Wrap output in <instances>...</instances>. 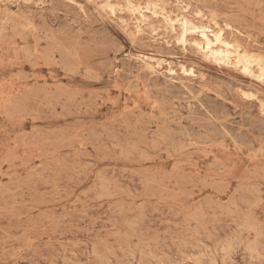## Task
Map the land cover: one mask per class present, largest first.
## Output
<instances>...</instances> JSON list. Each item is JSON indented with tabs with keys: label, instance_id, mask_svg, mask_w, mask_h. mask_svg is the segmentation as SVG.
Listing matches in <instances>:
<instances>
[{
	"label": "rangeland",
	"instance_id": "rangeland-1",
	"mask_svg": "<svg viewBox=\"0 0 264 264\" xmlns=\"http://www.w3.org/2000/svg\"><path fill=\"white\" fill-rule=\"evenodd\" d=\"M161 2L264 67V0ZM124 6L0 0V264H264V76Z\"/></svg>",
	"mask_w": 264,
	"mask_h": 264
},
{
	"label": "bare ground",
	"instance_id": "bare-ground-1",
	"mask_svg": "<svg viewBox=\"0 0 264 264\" xmlns=\"http://www.w3.org/2000/svg\"><path fill=\"white\" fill-rule=\"evenodd\" d=\"M90 1V0H89ZM115 1V0H114ZM111 2V1H110ZM123 2V1H122ZM120 2V3H122ZM180 2V0H179ZM112 3V2H111ZM117 3V2H116ZM116 3L114 4L116 6ZM142 3V2H140ZM99 4V3H98ZM119 4V3H118ZM124 4V2H123ZM146 6L145 8H143V5L141 6V4L138 3V1L136 2L135 0H125V6L126 7V10L128 12H130L131 14L136 15H140L141 18H142V21L145 22V21H148L147 17L146 16H149V15H145L143 13V9L146 10H149V9H152L150 12L152 14V11L153 12H156V11H160L159 13H161V18L163 20V22H165L166 24L169 25V27L171 26L173 29L174 27H179L180 28V31H178V39L177 41L179 40L181 43L184 44H189L190 46L194 47L195 50H198L200 51L205 57H207V59L211 60V61H214V62H218V63H221V64H224L226 66V64H231V65H234L236 66V68L239 67V69H241L242 73L246 74L245 76H249V77H252L254 79H261V77H263L264 75V67L260 64L261 62L263 61H260L258 57H256V55H251L249 53H247L245 50H240V48L238 47V45H234L233 41H231L230 39L228 40L227 38H225L223 36V34L221 33V30L219 31H210L211 33L208 34L209 32V29H208V25L207 26H204L203 24L199 23L197 19H191L189 17H187L186 15H181L180 17L179 16H175L174 17L171 15V13L166 9L165 5L161 2V0H147V2L145 3ZM106 7L110 6V3L107 1V2H104V4ZM102 5V6H103ZM48 6V5H47ZM53 6V5H52ZM114 6V7H115ZM118 6V5H117ZM122 6L121 4L118 6V8ZM201 6V5H200ZM104 7V8H106ZM112 6H110L111 8ZM113 7V8H114ZM123 7V6H122ZM26 8V7H25ZM49 8V7H48ZM111 8V9H113ZM5 9V8H4ZM81 10V9H80ZM122 10V9H121ZM156 10V11H155ZM109 11V10H108ZM122 11H125L124 9ZM171 11V9H170ZM199 11V10H198ZM50 12V11H49ZM149 12V11H148ZM149 12V13H150ZM196 12V11H195ZM12 13V12H11ZM24 13V12H23ZM121 13V12H120ZM200 13V12H199ZM198 14L199 17H201V15ZM114 14V13H113ZM117 14V13H115ZM119 14V13H118ZM155 15V14H154ZM158 15V14H157ZM65 16V15H64ZM16 17V15H15ZM25 17V16H24ZM78 17V16H77ZM150 17V16H149ZM212 17V16H211ZM156 18V17H155ZM158 18V17H157ZM156 18V19H157ZM206 18V17H205ZM24 19V18H23ZM116 19V18H115ZM118 19V18H117ZM120 19V18H119ZM135 19V17H134ZM154 19V17H153ZM151 20V18H150ZM149 20V21H150ZM8 21V20H7ZM5 21V22H7ZM141 21V22H142ZM210 21V20H209ZM17 22V21H16ZM27 22V21H26ZM123 22V21H122ZM136 22V21H135ZM138 22V20H137ZM121 23V21L119 22ZM128 22H126L127 24ZM139 23V22H138ZM6 24V23H5ZM141 24V23H140ZM139 24V25H140ZM145 24V23H143ZM177 24V25H176ZM28 25V24H27ZM137 25V24H136ZM148 25V24H147ZM150 25V24H149ZM148 25V26H149ZM167 25V26H168ZM176 25V26H175ZM21 26V25H20ZM142 26V25H141ZM28 27V26H27ZM30 27V26H29ZM28 27V28H29ZM137 27V26H136ZM170 27V28H171ZM24 28V27H23ZM126 28V27H125ZM145 28V27H144ZM155 28V27H154ZM12 29V28H11ZM34 29V28H33ZM31 29V30H33ZM140 29V28H138ZM153 29V28H152ZM177 29V28H176ZM22 30V29H21ZM141 30H142V27H141ZM179 30V29H178ZM140 31V30H139ZM138 31V32H139ZM143 31V30H142ZM145 31L146 28H145ZM152 31V30H151ZM154 31V30H153ZM155 32V31H154ZM23 33V32H22ZM152 33V32H151ZM155 34V33H154ZM259 34V33H258ZM130 35V34H129ZM136 35V33H135ZM132 36V35H131ZM143 36V35H141ZM153 36V35H152ZM42 37V36H41ZM135 37V36H134ZM138 37V35H137ZM151 37V36H150ZM156 37V36H155ZM264 37V36H263ZM163 39V38H162ZM234 40V39H233ZM147 41V40H146ZM154 41V40H153ZM156 41V40H155ZM162 41V40H161ZM178 41V42H179ZM159 42V41H158ZM179 42V44H180ZM177 43V42H176ZM152 44V43H151ZM144 45V44H142ZM185 45V46H186ZM183 47V46H182ZM188 47V46H187ZM246 48V47H245ZM250 48V47H249ZM190 50V48H189ZM249 50V49H248ZM196 52V51H195ZM250 52V51H249ZM198 53V52H197ZM37 54V53H36ZM142 54V53H141ZM145 54V53H143ZM151 54V53H150ZM200 54V53H199ZM135 55V54H134ZM140 56V55H139ZM203 57V56H202ZM137 58V57H136ZM263 59V58H261ZM140 60L141 62L145 65V67L147 69H150V70H154L155 67H159L161 65V62L162 60L159 61V59H155L154 57H150V56H140ZM164 61V60H163ZM140 62V61H139ZM260 62V63H259ZM170 64V63H169ZM264 64V63H263ZM168 65V64H167ZM171 65V64H170ZM230 65V66H231ZM143 66V65H142ZM254 66H257V70H258V74L255 73L254 71ZM168 67V66H167ZM235 68V67H234ZM233 68V69H234ZM235 68V69H236ZM256 68V67H255ZM144 69V68H143ZM142 69V70H143ZM160 69H162L160 67ZM169 70V72L174 73L173 70L168 67L167 68ZM183 69V68H182ZM234 69V70H235ZM184 70V69H183ZM189 70V69H188ZM256 70V71H257ZM237 71V70H236ZM240 71V72H241ZM148 72V71H147ZM150 72V71H149ZM148 72V74H149ZM184 72V71H183ZM188 72V71H187ZM130 73V72H129ZM135 73V72H134ZM151 73V72H150ZM185 73V72H184ZM153 74V73H152ZM167 74V73H166ZM187 74V73H186ZM185 74V75H186ZM192 74V73H190ZM194 75V74H193ZM192 77V75H191ZM190 77V78H191ZM195 77V75H194ZM200 77V74L199 76ZM156 78V77H155ZM178 78V77H177ZM175 78V79H177ZM193 78V77H192ZM228 78V77H227ZM264 78V77H263ZM201 80V78H199ZM250 79V78H249ZM166 80V79H165ZM199 80V81H200ZM168 81V80H167ZM179 81V80H178ZM182 81V80H181ZM185 81V80H184ZM204 81V80H202ZM257 81V80H256ZM262 81V79L260 80V82ZM161 82V81H160ZM171 83V81H170ZM201 83V81H200ZM163 85V84H161ZM176 85V84H175ZM262 85H264L262 83ZM181 85H179L180 87ZM227 86V85H226ZM169 87V86H168ZM171 87V86H170ZM223 87V86H222ZM139 88V87H138ZM154 88V87H153ZM176 88V87H175ZM197 88V87H196ZM232 88V87H231ZM250 88V87H249ZM183 89V88H182ZM225 89V88H224ZM152 90V89H151ZM141 91V90H140ZM227 91V90H226ZM235 91V90H234ZM255 91V90H254ZM186 92V91H185ZM238 92V91H237ZM236 92V93H237ZM256 92V91H255ZM143 93V92H142ZM234 93V92H233ZM240 93V91L238 92ZM183 95V94H182ZM189 95V94H188ZM248 95V94H247ZM250 95V94H249ZM181 96V95H180ZM186 96V95H185ZM221 96V95H220ZM236 96V95H235ZM240 96V95H239ZM177 97V95H176ZM182 97V96H181ZM215 97V96H214ZM245 97V95H243V98ZM262 97V96H261ZM251 96H249V100H250ZM253 98V96H252ZM8 99V98H7ZM231 99V98H230ZM229 99V100H230ZM247 99V98H246ZM146 100V99H145ZM199 101V100H198ZM252 101V100H251ZM176 102V101H175ZM5 103V102H4ZM190 103V102H189ZM210 103V102H209ZM213 103V102H212ZM258 103V102H257ZM261 103V102H259ZM221 104V103H220ZM178 105V104H177ZM188 105V104H187ZM186 106V105H185ZM223 106V105H222ZM229 106V105H228ZM227 106V107H228ZM194 107V106H193ZM226 107V108H227ZM225 108V107H224ZM223 108V109H224ZM174 109V108H173ZM257 109V108H256ZM261 109V108H260ZM208 110V109H207ZM263 111V110H262ZM214 112V111H213ZM264 112V111H263ZM215 113V112H214ZM259 113V111H258ZM186 114V113H185ZM206 114V113H205ZM226 114V113H225ZM252 114V113H251ZM170 115V114H169ZM180 115V114H179ZM204 115V114H203ZM191 116V115H190ZM243 116V115H242ZM225 117V116H224ZM241 117V116H240ZM173 118V116H172ZM242 119V118H240ZM213 120V119H212ZM207 121V120H206ZM245 121V120H244ZM247 121V120H246ZM245 121V123H247ZM264 121V120H263ZM231 122V121H230ZM249 122V121H248ZM182 124V123H181ZM254 124H257V123H254ZM189 125V124H188ZM253 126V124H252ZM255 126V125H254ZM253 126V127H254ZM257 126V125H256ZM262 126V125H261ZM182 127H184V125H182ZM241 127V125H240ZM248 127V126H247ZM258 128V127H257ZM256 128V131L258 130ZM264 128V127H263ZM262 128V129H263ZM183 129V128H182ZM221 129V127H220ZM223 129V128H222ZM230 129V128H229ZM237 129V128H236ZM185 130V129H184ZM187 131V130H186ZM224 131V130H223ZM233 131V130H232ZM232 131H230V133L232 134ZM259 131V130H258ZM185 132V131H184ZM225 132V131H224ZM228 132V131H227ZM237 132V131H236ZM251 132V131H250ZM226 133V132H225ZM240 133V132H239ZM243 134V133H241ZM263 134V132L261 133ZM229 135V132L228 134ZM235 135V134H234ZM233 135V136H234ZM244 135V134H243ZM186 136V135H185ZM184 136V137H185ZM190 136V135H189ZM256 136V135H255ZM231 137V136H230ZM263 137V136H262ZM233 138V137H231ZM238 138V137H237ZM235 139V138H234ZM242 139V137H241ZM240 139V140H241ZM250 139V138H249ZM192 140V139H191ZM246 140V139H245ZM253 140V139H252ZM189 141V140H188ZM262 141V140H261ZM236 142V141H235ZM237 143V142H236ZM240 143V141H239ZM238 144V143H237ZM242 145V144H241ZM255 145V144H254ZM246 146V145H245ZM246 150V149H245ZM247 151V150H246ZM225 154V153H224ZM236 154V153H235ZM209 162V161H208ZM258 164V163H257ZM259 165V164H258ZM216 166V165H215ZM250 166V165H249ZM248 175V174H247ZM216 179V178H215ZM112 185V184H111ZM103 191V190H102ZM240 193V192H239ZM108 195V194H107ZM260 196V195H259ZM252 220V219H251ZM263 231V230H262ZM264 235V233H263ZM256 238V237H255ZM229 240V239H228ZM230 243V242H229ZM226 245V244H225ZM227 246V245H226ZM236 248V247H235ZM227 249V248H226ZM228 250V249H227ZM226 250V252H227ZM256 250V249H255ZM235 251V250H234ZM230 252V251H229ZM232 252V251H231ZM256 252V251H255ZM222 253V252H221ZM233 253V252H232ZM261 253V252H260ZM227 254V253H225ZM253 254V253H252ZM257 254V253H255ZM246 255V254H245ZM153 256V255H152ZM259 256V255H258ZM224 257V255H223ZM233 257V256H231ZM255 257V256H253ZM230 259V258H229ZM227 259V260H229ZM232 259V258H231ZM251 259V258H250ZM260 259V258H259ZM256 261V260H255ZM252 262V261H251ZM258 262V261H257Z\"/></svg>",
	"mask_w": 264,
	"mask_h": 264
}]
</instances>
